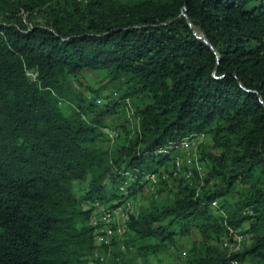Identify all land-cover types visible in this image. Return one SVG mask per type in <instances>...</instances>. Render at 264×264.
<instances>
[{"label":"trees","instance_id":"1","mask_svg":"<svg viewBox=\"0 0 264 264\" xmlns=\"http://www.w3.org/2000/svg\"><path fill=\"white\" fill-rule=\"evenodd\" d=\"M186 137L203 140L174 175L186 154L158 149ZM144 192L97 244L92 205ZM95 255L264 264V0H0V264Z\"/></svg>","mask_w":264,"mask_h":264},{"label":"built area","instance_id":"2","mask_svg":"<svg viewBox=\"0 0 264 264\" xmlns=\"http://www.w3.org/2000/svg\"><path fill=\"white\" fill-rule=\"evenodd\" d=\"M110 137L114 139L117 136L116 132L107 130ZM204 137V136H203ZM203 137H196L191 139L190 137L183 138L178 143H170L167 146L158 149V154H170L172 151L178 150L183 152L187 156V162L180 158L179 156L175 159V173L182 169L184 164L192 165L194 159L196 160V144H200ZM199 171H202L201 167L197 166ZM191 170L188 173V177L191 176ZM126 178L125 184L120 187V191L127 194V189L131 182H134V175L130 171H124L122 173ZM166 175L158 174H146L143 177L144 184L147 186L149 191H155L158 182L162 179L165 180ZM213 207L217 209L218 203L214 202ZM139 211V207L131 200L125 199L121 203H116L114 207L107 208L103 206L102 203L95 202L91 209V226L94 231L95 241L99 245H109L115 238L122 237L128 227V222L131 216L136 215ZM240 234H235L234 239L237 241L238 245L240 241ZM227 246V242L224 243ZM102 259L98 255H95L91 264H97V260ZM103 260V259H102ZM230 264H240L239 261L233 260Z\"/></svg>","mask_w":264,"mask_h":264},{"label":"rangeland","instance_id":"3","mask_svg":"<svg viewBox=\"0 0 264 264\" xmlns=\"http://www.w3.org/2000/svg\"><path fill=\"white\" fill-rule=\"evenodd\" d=\"M76 2L77 3H81V2H85V0H76ZM22 17H23L24 21H26L29 25L35 24V23L45 25L47 23L45 19H43L42 17H38V16H35L33 19H30V18L27 17L26 14H24ZM28 76L31 77V78L32 77L34 78V75H32V74H28ZM62 108H65V106H62ZM78 190L80 192H82L81 189H78ZM149 196L150 195L147 192H144V194H142V195L140 194L138 196L137 200H134V201L132 200V201L138 207H140V206H146L149 203ZM115 202H117V200L116 201H113V203H115ZM110 204L111 203H109L108 205H110ZM239 236H240L239 238H240V241L241 242L239 243L237 249L238 248L243 249L244 246L249 245L250 238L248 236H243V235H239ZM247 264H250V263L248 262Z\"/></svg>","mask_w":264,"mask_h":264},{"label":"water","instance_id":"4","mask_svg":"<svg viewBox=\"0 0 264 264\" xmlns=\"http://www.w3.org/2000/svg\"><path fill=\"white\" fill-rule=\"evenodd\" d=\"M200 38H201V37H200ZM203 40H204L206 43H208L206 39H203Z\"/></svg>","mask_w":264,"mask_h":264}]
</instances>
